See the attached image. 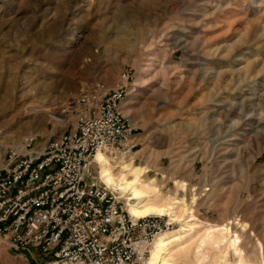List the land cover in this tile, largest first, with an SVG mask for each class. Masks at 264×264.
<instances>
[{"label": "rangeland", "instance_id": "374dc122", "mask_svg": "<svg viewBox=\"0 0 264 264\" xmlns=\"http://www.w3.org/2000/svg\"><path fill=\"white\" fill-rule=\"evenodd\" d=\"M124 72L149 156L134 164L196 219L175 261L264 264V0H0V154L59 134L73 96ZM227 225L237 251L216 245ZM0 264L35 263L0 249Z\"/></svg>", "mask_w": 264, "mask_h": 264}, {"label": "built area", "instance_id": "2783aa9c", "mask_svg": "<svg viewBox=\"0 0 264 264\" xmlns=\"http://www.w3.org/2000/svg\"><path fill=\"white\" fill-rule=\"evenodd\" d=\"M83 88L66 104V127L45 141L25 136L0 154V249L35 264H149L176 216H135L99 176V151L143 161L140 128L123 105L133 85ZM142 146V147H141Z\"/></svg>", "mask_w": 264, "mask_h": 264}, {"label": "bare ground", "instance_id": "6f19581e", "mask_svg": "<svg viewBox=\"0 0 264 264\" xmlns=\"http://www.w3.org/2000/svg\"><path fill=\"white\" fill-rule=\"evenodd\" d=\"M182 42L183 40L179 39L178 43H182ZM134 92H135V87L132 86L128 93L127 98L125 99L128 100L126 106L124 107L125 109L123 108L125 113H127V106H129V104L133 102L132 100H133ZM30 108L32 109L31 110L32 113H37L41 111L44 112L50 111V106H46L45 104L44 105L31 104ZM244 130H246V128H244ZM230 140L237 141L238 139H236V137L233 136V138ZM96 159L100 164L99 176L109 186L114 187L120 190L121 192L124 191L123 194L126 195L128 199L129 211L133 215L146 216V215L154 214V215H162V216L164 215L177 216L178 208H182L184 205L189 206V203L186 202L185 196H182L181 198L180 197L163 198L160 186L155 184V179L153 180L151 179V181L144 179L146 171L142 168H138L135 166L133 156L120 158V159H116V158L111 159L108 156H106L103 152L99 151L96 155ZM182 186L183 189H187L186 187H184V185ZM127 193H130L131 196L128 195ZM130 197L135 199V201L130 203V201L132 200ZM182 204L183 206H181ZM176 220H178L179 222L182 221L181 227L175 230L177 232L180 230L188 231V228H185L186 223L193 222L196 219L194 217H189L188 219L187 218L181 219L178 217L176 218ZM214 230H217L219 232L216 241L217 246H219L221 243L223 244L224 242H228L229 246L232 245L234 247V250L236 249L237 251L238 247L236 248V246L240 241L239 235L237 233L231 230V228L228 227V225L221 226L220 228L215 227ZM175 231L167 232L165 234H171ZM227 231H229V233L231 232L229 239H227L225 235ZM165 234H163L158 238L155 247L152 250V255L149 264H175L170 262L171 250L169 252V246H171L170 244L174 242L177 238L181 239L185 237L186 234L172 235L173 237L174 236L176 237L169 243L166 242L165 238L163 237ZM204 242L205 241L203 240L202 243L204 244ZM157 243H159L158 246ZM241 254L243 255V252H241ZM242 255H240L239 253V256H241V258ZM240 262H242V259H240Z\"/></svg>", "mask_w": 264, "mask_h": 264}, {"label": "crops", "instance_id": "0c3cea01", "mask_svg": "<svg viewBox=\"0 0 264 264\" xmlns=\"http://www.w3.org/2000/svg\"><path fill=\"white\" fill-rule=\"evenodd\" d=\"M191 223L192 222H189V223H186V225H185V228H188V231L191 229ZM181 232H183V230H180V231H175V232H173V233H171V234H165L163 237L165 238V240H166V242H171L173 239H175V237L176 236H172V235H180V234H182ZM162 237V238H163ZM184 239V237L183 238H177L174 242H172L170 245L171 246H169V252H170V250H171V257H170V262L171 263H175V264H179L178 262H176L175 261V257H173L174 256V253H175V251H177L176 249H174V247L175 246H179V244H181V242H182V240ZM160 241V240H159ZM159 245V243H157V246ZM171 247V248H170Z\"/></svg>", "mask_w": 264, "mask_h": 264}]
</instances>
